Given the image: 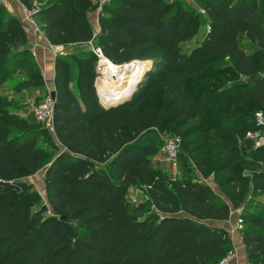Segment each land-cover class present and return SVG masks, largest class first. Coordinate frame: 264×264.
Masks as SVG:
<instances>
[{"label":"trees","instance_id":"obj_1","mask_svg":"<svg viewBox=\"0 0 264 264\" xmlns=\"http://www.w3.org/2000/svg\"><path fill=\"white\" fill-rule=\"evenodd\" d=\"M9 1L36 7L40 31L64 53L54 58L50 133L15 100L45 85L25 26L0 6V83L20 73L10 81L15 94H0V264H218L231 254V210L249 191L264 193V145L245 137L264 115V0H191L201 12L184 0ZM94 12L95 36L87 19ZM204 20L209 30L184 50ZM241 34L255 44L252 53ZM92 39L113 65L151 63L131 96L106 108L85 45ZM167 131L180 139L178 166L212 178L226 202L209 184H166L153 171ZM43 167L48 208L25 182ZM132 187L151 208L141 217L125 205ZM255 205L239 214V235L246 263L264 264V203Z\"/></svg>","mask_w":264,"mask_h":264},{"label":"rangeland","instance_id":"obj_2","mask_svg":"<svg viewBox=\"0 0 264 264\" xmlns=\"http://www.w3.org/2000/svg\"><path fill=\"white\" fill-rule=\"evenodd\" d=\"M44 1L45 0H43V2ZM171 1H173V0H167V2H171ZM184 1L187 3V5L190 8H193L197 11H200L191 2V0H184ZM219 1L237 4V3H242V2L251 3L255 0H219ZM11 5L12 4L9 0H7V1L1 0L0 6H3L6 9V11L8 12V14H11L10 11H13L12 10L13 8ZM258 19L264 20V7H260ZM207 31H208V24L204 20L199 27L198 35L189 45H186L184 47L185 48L184 50H189L193 46L194 42L199 41ZM239 43L244 48L245 52H247V53H252L256 49L255 44L248 41L246 39L245 34H241L239 36ZM142 62H148V61H142ZM19 78H20V73H19V70L17 69L13 72L12 75H8L7 77H5L3 82L0 83V86H5V88H11L13 86V83H10V81L15 79V80H17L16 81V84H17V82L19 81ZM72 78L73 79L75 78V72H73ZM97 84H98V80L96 83V87H97V90L99 93V89H98L99 84L98 85ZM0 89H1V87H0ZM18 91H20V90H18ZM54 91L55 90H52L50 93H54ZM49 94L44 93L43 95H41V97L34 99L33 101H29L28 96L16 97L15 100H17L18 104H20L19 106L22 108L21 114H23V111H25L27 113V112H30L32 107L42 105L44 100L46 99V97ZM261 119H262L261 120L262 124H264V115H262ZM173 136L174 135L171 134L170 131H167V132H165L159 136V139L157 140V146H158L157 153L151 158L153 171L159 172L161 174L163 181L166 184H171L172 182H175V181H182L183 179H185L187 177L194 179L196 181H200V182L205 183V184H209L211 186L213 193L217 194L222 200H224L223 195L219 192L217 186L212 182V178H207V179L201 178L200 175L197 173V171L194 169L193 165L187 166L185 168L181 167L179 165L177 170L173 171L163 163V161H162L163 145H164L166 140L173 138ZM45 147H47L49 149L50 156L56 152L53 149V144H51V143H49L47 145L45 144ZM59 148L60 147L58 146V149ZM235 172H237L241 177L246 178V179H248L250 176V173L247 172L244 168H238L235 170ZM43 176H44V167L42 169H40L37 173H35L33 176L27 178L25 180V182L32 184L34 190L38 193V195L40 197V203L39 204L46 206L48 208V201H47V197L45 194ZM224 201L226 202V200H224ZM258 201L264 203V193L263 192L262 193H259V192L251 193V191H249L248 194L245 196V198L240 202L239 207L231 210V217L230 218H231L232 222L236 219L237 216H239V214L242 211H244V210L250 211V210H253L254 208H256L255 202H258ZM147 203H148L147 199L145 198V195L140 188L132 187V188L128 189L127 195L125 197V205L137 217H141V216H143V215H145L151 211V208H149ZM259 210L261 211L262 208H259ZM49 212L50 211H48V214H49ZM238 236H240V235H238ZM232 243H233V241H232Z\"/></svg>","mask_w":264,"mask_h":264},{"label":"built area","instance_id":"obj_3","mask_svg":"<svg viewBox=\"0 0 264 264\" xmlns=\"http://www.w3.org/2000/svg\"><path fill=\"white\" fill-rule=\"evenodd\" d=\"M7 1V0H6ZM1 3V0H0ZM23 7V6H22ZM37 12V8L33 7L32 9H25L23 7L22 10V20L24 26H29L33 29L36 28V22L34 20V15ZM209 30V29H208ZM95 36V35H94ZM93 36V37H94ZM86 47L91 51L93 56L95 57V80H94V87L96 90L97 98L99 100V103L102 102L101 96L99 95L96 83L97 80L102 75V68L103 64L106 63L108 60L104 57L102 54V51L99 47L95 46L94 40L87 42ZM63 49L60 48L54 55L56 54H63ZM119 67L122 65H118ZM144 74V73H143ZM101 104V103H100ZM53 105H54V99L50 96V94L46 97L43 104L40 106H34L31 108L30 112L35 117V119L39 122H41L44 127L52 133V117H53ZM261 114L256 115V124L258 126V130L255 132H249L246 134V138L251 140L254 143L255 147L263 146L264 145V124L261 122ZM180 148V139L178 137H173L169 140H166L163 146V163L169 167L171 170L176 171L178 168V160L177 155ZM242 220L239 216L236 217V219L229 225V227L226 229L227 235L230 238V240H233V237L235 235H239V232L242 228ZM218 264H237L236 263V254L233 250L231 254H229L225 259L220 261Z\"/></svg>","mask_w":264,"mask_h":264},{"label":"crops","instance_id":"obj_4","mask_svg":"<svg viewBox=\"0 0 264 264\" xmlns=\"http://www.w3.org/2000/svg\"><path fill=\"white\" fill-rule=\"evenodd\" d=\"M103 1L105 0H99V2H103ZM10 2L13 8L12 9L13 11H10L11 15L22 20V10H23L22 5H20L15 1H10ZM87 19L93 30V34L98 35L99 28L97 23V12L88 14ZM24 30L27 38V48L30 52V55L32 56L33 61L35 62L38 71L40 72L44 80L45 89L44 91L28 89L22 91L20 95H18L17 97L28 96L29 97L28 100L33 101L34 99L41 97V95H43L44 93L49 94L52 90H55L54 82H53L54 58H55L54 53H56L58 49L62 47L50 45L46 40V38L44 37L43 33L40 31L38 25L36 26L35 29L29 26L27 27L25 26ZM0 94L10 95L15 93L12 91V88H5V86H2L0 89ZM231 223L232 220L230 218L229 221L224 224V227L227 229ZM232 241H233V250L236 254V263L247 264L240 236L235 235Z\"/></svg>","mask_w":264,"mask_h":264},{"label":"bare ground","instance_id":"obj_5","mask_svg":"<svg viewBox=\"0 0 264 264\" xmlns=\"http://www.w3.org/2000/svg\"><path fill=\"white\" fill-rule=\"evenodd\" d=\"M148 64L135 61L119 67L109 61L104 63L97 84L101 100L106 104H114L127 97L147 70Z\"/></svg>","mask_w":264,"mask_h":264},{"label":"water","instance_id":"obj_6","mask_svg":"<svg viewBox=\"0 0 264 264\" xmlns=\"http://www.w3.org/2000/svg\"><path fill=\"white\" fill-rule=\"evenodd\" d=\"M150 65H151V63L149 62L148 67H150ZM259 79H260V76H259V75H256V76H253V77L248 78V79H247V82H248V83H253V82H257ZM138 82H139V81H138ZM138 82H137V84H138ZM137 84L134 86V88L132 89L131 93H130L127 97L123 98L122 100H120V101H118V102H115L114 104H106V103H104V102L102 101V102H100L101 105H102L103 107L106 108V107H110V106H113V105H116V104H118V103H120V102L125 101V100L128 99V98L131 96V94L134 92V90H135ZM50 96L54 99V95H53V93H50ZM60 220H62V221H64V222L67 221V220H66L65 218H63V217L60 218Z\"/></svg>","mask_w":264,"mask_h":264}]
</instances>
